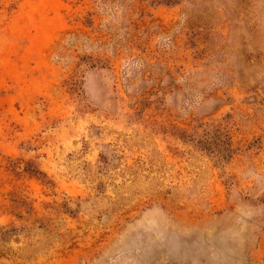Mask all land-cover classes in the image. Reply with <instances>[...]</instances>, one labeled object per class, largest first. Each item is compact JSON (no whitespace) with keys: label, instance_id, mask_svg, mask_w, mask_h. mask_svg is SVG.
Wrapping results in <instances>:
<instances>
[{"label":"rangeland","instance_id":"374dc122","mask_svg":"<svg viewBox=\"0 0 264 264\" xmlns=\"http://www.w3.org/2000/svg\"><path fill=\"white\" fill-rule=\"evenodd\" d=\"M0 264H264V0H0Z\"/></svg>","mask_w":264,"mask_h":264}]
</instances>
